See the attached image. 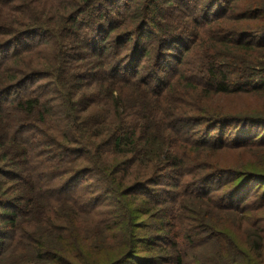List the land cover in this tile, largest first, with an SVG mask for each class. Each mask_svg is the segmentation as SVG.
<instances>
[{
  "label": "trees",
  "instance_id": "trees-1",
  "mask_svg": "<svg viewBox=\"0 0 264 264\" xmlns=\"http://www.w3.org/2000/svg\"><path fill=\"white\" fill-rule=\"evenodd\" d=\"M261 181L264 0H0V264H264Z\"/></svg>",
  "mask_w": 264,
  "mask_h": 264
},
{
  "label": "rangeland",
  "instance_id": "rangeland-1",
  "mask_svg": "<svg viewBox=\"0 0 264 264\" xmlns=\"http://www.w3.org/2000/svg\"><path fill=\"white\" fill-rule=\"evenodd\" d=\"M261 128H262V127H260V129H261ZM228 135H229V134H228ZM260 183H264V182L261 181Z\"/></svg>",
  "mask_w": 264,
  "mask_h": 264
}]
</instances>
